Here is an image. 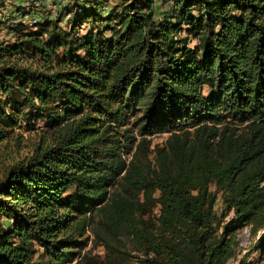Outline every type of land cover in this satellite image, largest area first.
Segmentation results:
<instances>
[{
  "label": "trees",
  "instance_id": "1",
  "mask_svg": "<svg viewBox=\"0 0 264 264\" xmlns=\"http://www.w3.org/2000/svg\"><path fill=\"white\" fill-rule=\"evenodd\" d=\"M103 1L8 13L0 142L53 132L0 177V264H264V0Z\"/></svg>",
  "mask_w": 264,
  "mask_h": 264
},
{
  "label": "rangeland",
  "instance_id": "2",
  "mask_svg": "<svg viewBox=\"0 0 264 264\" xmlns=\"http://www.w3.org/2000/svg\"><path fill=\"white\" fill-rule=\"evenodd\" d=\"M25 1L28 2L27 7L25 10L30 9L31 6H34L33 0H0V38L8 37L10 34V25L9 23L12 21V15L8 14L9 11L15 14V9L18 4L24 3ZM57 1L51 2V4H57ZM105 2V3H104ZM117 0H104V10H107V6H113ZM38 3V2H37ZM25 6V5H24ZM161 9L164 8L163 5H160ZM12 9V10H10ZM32 9V8H31ZM13 11V12H12ZM71 15V14H70ZM68 15V17L70 16ZM28 16V15H27ZM68 17H66V21L63 19L58 21V25L64 28H68ZM3 20V21H2ZM82 25L80 24L76 28L77 33H82L87 30L89 26V22ZM23 23H25L23 21ZM30 26V25H29ZM44 130V135L42 131ZM53 130L47 127L44 124L43 119H39L37 123H35L34 127L25 126L24 122L17 124L14 126L8 134V137L0 142V177L3 174L4 170L14 161L17 159H21L28 154L31 153L32 148L37 144L38 141L41 140L42 137H46L48 140L51 139ZM167 134H158L150 136L152 145L155 143H161L166 138ZM215 207L217 210L220 211L221 208V199L220 194L218 193V199L216 200ZM157 213V207L153 209V214ZM226 218V217H225ZM4 223L7 224L6 220ZM260 233H257L255 237L250 236L249 227L245 226L240 228L236 233V238L238 239V244L241 248V252H244L249 245L256 243L257 238L259 237ZM92 235H90V240L87 244V248L91 251V254H98V258L101 259L103 256V247L101 245H95L91 241ZM252 242V243H251ZM258 250L254 249L251 253V257L257 256ZM239 255V254H238ZM250 257V258H251ZM130 264H140L135 258L132 259ZM230 264H235L234 261L230 260Z\"/></svg>",
  "mask_w": 264,
  "mask_h": 264
},
{
  "label": "built area",
  "instance_id": "3",
  "mask_svg": "<svg viewBox=\"0 0 264 264\" xmlns=\"http://www.w3.org/2000/svg\"><path fill=\"white\" fill-rule=\"evenodd\" d=\"M55 0H49L48 1V9L51 12V16L55 17V15L57 14V12H59V10H62L61 14L59 16H62V20L64 19L66 21V17H68V13L64 10L63 13V6L69 1V0H59L57 1V4H51V2H54ZM22 5L25 7H27L28 2L25 1L24 3H22ZM32 8V9H31ZM27 13H25L24 15L19 14V17L21 18L22 21H24L26 24H34L37 22V20H39L38 17V12H39V7H38V3H35L34 6H31L30 9L26 10ZM56 13V14H54ZM28 15V16H27ZM19 17L12 19V21L9 23V25L11 26V24L13 23V21H17L19 19ZM84 25V24H82Z\"/></svg>",
  "mask_w": 264,
  "mask_h": 264
},
{
  "label": "crops",
  "instance_id": "4",
  "mask_svg": "<svg viewBox=\"0 0 264 264\" xmlns=\"http://www.w3.org/2000/svg\"><path fill=\"white\" fill-rule=\"evenodd\" d=\"M48 1L49 0H33L32 2H33V4H35V3H37L38 2V7H40V8H42V9H44V8H47L48 9ZM104 7V6H103ZM102 7V8H103ZM49 10V9H48ZM102 10H104V9H102ZM50 11V10H49ZM54 14H56V13H54ZM57 14H60L59 12H57ZM61 20H62V16H61ZM87 22H83L82 24H86Z\"/></svg>",
  "mask_w": 264,
  "mask_h": 264
}]
</instances>
